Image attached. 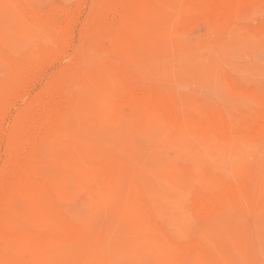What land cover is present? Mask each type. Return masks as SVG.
<instances>
[{
  "label": "rangeland",
  "instance_id": "obj_1",
  "mask_svg": "<svg viewBox=\"0 0 264 264\" xmlns=\"http://www.w3.org/2000/svg\"><path fill=\"white\" fill-rule=\"evenodd\" d=\"M0 109L1 264H264V0H0Z\"/></svg>",
  "mask_w": 264,
  "mask_h": 264
},
{
  "label": "bare ground",
  "instance_id": "obj_2",
  "mask_svg": "<svg viewBox=\"0 0 264 264\" xmlns=\"http://www.w3.org/2000/svg\"><path fill=\"white\" fill-rule=\"evenodd\" d=\"M140 5H141V4H140ZM139 9H140V8H139ZM224 10H225V9H224ZM221 12H222V11H221ZM66 27H67V26H66ZM67 29H68V28H66V30H67ZM67 31H68V30H67ZM123 31H124V30H123ZM63 32H64V31H63ZM59 34H60V33H59ZM60 36H61V35H60ZM63 37H64V36H63ZM121 37H123V36H121ZM61 38H62V37H61ZM118 38H119V37H118ZM63 39H64V38H63ZM123 40H124V39H123ZM123 40L121 39L120 41L123 42ZM126 42H127V40H126ZM126 42H125V43H126ZM123 43H124V42H123ZM125 43H124L123 45H125ZM119 46H120V45H119ZM110 48H111V47H110ZM110 48H108V49H110ZM108 49H107V50H108ZM107 50H106V51H107ZM122 50H123V49H122ZM102 51H104V50H102ZM113 51H115V50H113ZM109 53H110V52H109ZM112 54H113V53H112ZM116 54H117V53H116ZM121 54H122V53H121ZM97 55H98V54H97ZM99 56H100V55H99ZM97 59H98V58H97ZM75 62H76V61H75ZM98 62H99V61H98ZM98 62H97V63H98ZM102 62H103V61H102ZM102 62H101V63H102ZM105 63H106V62H105ZM79 64H80V62H79ZM77 66H78V65H77ZM92 66H93V65H92ZM108 66H109V65H108ZM111 66H112V65H111ZM95 67H96V66H95ZM95 67H94V68H95ZM97 67H98V66H97ZM79 68H80V66H79ZM98 68H99V67H98ZM109 68H110V67H109ZM104 69L107 70V68H104ZM79 70H80V69H79ZM110 70H111V68H110ZM85 71H86V69H85ZM93 71H94V70H93ZM88 72H89V71H88ZM95 72L98 73V70L95 71ZM110 72H111V71H110ZM116 72H117V71H116ZM89 73H90V72H89ZM89 73H88V74H89ZM102 73H103V72H101V75H102ZM117 73H118V72H117ZM94 74H95V73H94ZM103 74H104V73H103ZM118 74H119V73H118ZM90 75H91V74H90ZM97 75H98V74H97ZM86 76H87V74H86ZM86 76H85V77H86ZM110 77H111V76H110ZM110 77H109V78H110ZM16 78H17V77H16ZM23 78H24V77H23ZM23 78H22V81L25 80V79L23 80ZM25 78H26V77H25ZM89 78H90V76L87 77V79H89ZM96 78H97V76H96ZM105 78H106V77H105ZM98 79H99V78H98ZM103 79H104V78H103ZM103 79H102V80H103ZM118 79H119V78H118ZM99 80H100V79H99ZM104 80H105V82L107 81L106 79H104ZM104 80H103L102 82H104ZM114 80H115V79H114ZM116 80H117V79H116ZM81 81H82V80H81ZM111 81H112V80H111ZM122 81H123V80H122ZM83 82H85V81H83ZM87 82H89V80H87ZM98 82H100V81H98ZM3 83H4V82H3ZM81 83H82V82H81ZM83 84H84V83H82V85H83ZM102 84H103V83H102ZM107 84H108V82H107ZM114 84H115V83H114ZM121 84H122V82H121ZM8 85H9V84H8ZM79 85H80V84H79ZM82 85H81V86H78V87H82ZM117 85H118V84H117ZM122 85H123V84H122ZM83 86H84V85H83ZM85 86H86V83H85ZM87 86H88V85H87ZM108 86H109V85H108ZM127 86H128V84H127ZM6 87H7V86H6ZM102 87H104V86H102ZM102 87H101V88H102ZM98 88H99V87H98ZM104 88H106V87H104ZM119 88H120V86H119ZM130 88H131V87H130ZM4 89H5V88H4ZM59 89H60V88H59ZM64 89H65V88H64ZM81 89H83V87H82ZM86 89H87V88H86ZM86 89H85V90H86ZM108 89H111V88H108ZM121 89H122V88H121ZM127 89H128V88H127ZM133 89H134V88H133ZM5 90H6V89H5ZM53 90H55V89L53 88ZM57 90H58V89H57ZM61 90H62V89H61ZM75 90H76V89H75ZM114 90H115V89H114ZM130 90H131V89H130ZM58 91H59V90H58ZM62 91H63V90H62ZM79 91H80V90H79ZM125 91H127V90H125ZM46 92H47V91H46ZM50 92H51V91H50ZM80 92H81V91H80ZM98 92H99V91H98ZM44 93H45V92H44ZM48 93H49V92H48ZM68 93H69V92H68ZM94 93H95V92H94ZM108 93H109V92H108ZM120 93H121V92H120ZM131 93H132V92H131ZM145 93H146V92H145ZM151 93H152V92H151ZM7 94H8V93H7ZM51 94H52V93H51ZM54 94H55V92H54ZM54 94H53V95H54ZM61 94H62V93H61ZM76 94H78V93H76ZM82 94H83V92H82ZM85 94H86V93H85ZM95 94H96V93H95ZM136 94H137V92H136ZM136 94H135V95H136ZM139 94H140V92H139ZM58 95H60V93H59ZM63 95H64V94H63ZM66 95H67V94H65V96H66ZM108 95H110V94H108ZM113 95H114V94H113ZM116 95H117V94H116ZM133 95H134V94H133ZM143 95H144V94H143ZM155 95H156V94H155ZM42 96H43V95H42ZM44 96H45V95H44ZM79 96H80V95H79ZM106 96H107V95H106ZM126 96H127V95H126ZM146 96H147V95H146ZM46 97H47V96H46ZM50 97H51V96H49V98H50ZM74 97H75V96H74ZM107 97H108V96H107ZM154 97H155V96H154ZM159 97H160V96H159ZM37 98H38V97H37ZM40 98H41V97H40ZM52 98H53V97H52ZM52 98H51V99H52ZM67 98H68V96H67ZM75 98H77V97H75ZM75 98H74V99H75ZM104 98H105V97H104ZM109 98H110V97H109ZM114 98H115V97H114ZM121 98H122V97H121ZM121 98H120V100H121ZM126 98H127V97H126ZM135 98H136V96H135ZM138 98H140V97L138 96ZM150 98H151V95H150ZM3 99H4V98H3ZM35 99H36V98H35ZM51 99H50L49 101H51ZM56 99H57V98H56ZM79 99H80V98H79ZM91 99H92V98H91ZM124 99H125V98H124ZM129 99H130V98H129ZM144 99H145V98H144ZM42 100H43V98H42ZM44 100H45V99H44ZM46 100H47V99H46ZM60 100H61V99H60ZM60 100L58 99V101H60ZM76 100L78 101V99H76ZM76 100H75V101H76ZM108 100H109V99H108ZM113 100H114V99H113ZM118 100H119V99H118ZM127 100H128V99H127ZM140 100H142V99L140 98ZM146 100H147V99H146ZM150 100H152V99H150ZM56 101H57V100H56ZM77 101H76V102H77ZM115 101H116V100H115ZM43 102H44V101H43ZM45 102H46V101H45ZM53 102H54V99H53ZM64 102H65V101H64ZM76 102H75V103H76ZM108 102H109V101H107V103H108ZM113 102H114V101H113ZM122 102H123V101H122ZM128 102H130V100H128ZM146 102H147V101H146ZM153 102H154V101H153ZM47 103H50V102H47ZM51 103H52V102H51ZM75 103H74V104H75ZM77 103L79 104V103H81V101H80V102L78 101ZM111 103H112V101H111ZM120 103H121V101H120ZM42 104H43V103H42ZM52 104H54V103H52ZM57 104H58V103H57ZM57 104H56V106H57ZM74 104H73V105H74ZM108 104H109V103H108ZM126 104H127V103H126ZM148 104H150V103H148ZM154 104H155V103H154ZM154 104H153V105H154ZM32 105H33V103H32ZM32 105H31V107H32ZM36 105H37V104H36ZM36 105H35V106H36ZM45 105H46V103H45ZM47 105H49V104H47ZM110 105H111V104H110ZM123 105H124V103H123ZM146 105H147V104H146ZM150 105H152V102H151ZM41 106H42V105H41ZM41 106H40V107H41ZM83 106H84V105H83ZM106 106H107V105H106ZM111 106H112V105H111ZM118 106H119V105H118ZM124 106H125V105H124ZM160 106H161V105H160ZM26 107H27V106H26ZM28 107H29V106H28ZM31 107H30V108H31ZM43 107H44V106H43ZM71 107H72V106H71ZM71 107H70V108H71ZM74 107H75V105H74ZM112 107L114 108V106H112ZM112 107H111V108H112ZM121 107H122V106H121ZM33 108H34V107H33ZM37 108H38V107H37ZM50 108H51V107H50ZM57 108H59V107H57ZM93 108H94V107H93ZM99 108H100V106H99ZM113 108H112V109H113ZM127 108H128V107H127ZM153 108H157V107L154 106ZM153 108H152V109H153ZM164 108H165V107H164ZM164 108H163V110H164ZM14 109H15V108H14ZM23 109H24V108H23ZM26 109H27V108H26ZM40 109L42 110V108H40ZM48 109H49V107H48ZM51 109H52V108H51ZM51 109L49 110L50 112H51ZM75 109H77V107H76ZM78 109H79V108H78ZM102 109H103V108H102ZM117 109H119V108H117ZM152 109H151V110H152ZM160 109H161V108H160ZM0 110H1V109H0ZM31 110H32V109H31ZM132 110H133V109H132ZM23 111H24V110H23ZM38 111H39V109H38ZM42 111H43V110H42ZM42 111H41V112H42ZM44 111H47V110L44 109ZM52 111H53V110H52ZM58 111H59V110H58ZM1 112H3V111H1ZM20 112H22V110H21ZM20 112H19V113H20ZM31 112H32V111H31ZM39 112H40V111H39ZM41 112H40V113H41ZM54 112L56 113V111H53V113H54ZM63 112H64V111H63ZM70 112H72V110H71ZM86 112H87V111H86ZM114 112H115V111H114ZM119 112H120V109H119ZM125 112H126V111H125ZM150 112H151V111H150ZM152 112H153V111H152ZM3 113H4V112H3ZM3 113H2V114H3ZM23 113H24V112H23ZM26 113H27V112H26ZM36 113H37V112H35V114H36ZM42 113H43V112H42ZM46 113H47V112H46ZM46 113H45V114H46ZM130 113H131V112H130ZM147 113L149 114L148 111H147ZM24 114H25V113H24ZM29 114H30V113H29ZM29 114H28V116H29ZM43 114H44V113H43ZM56 114H57V113H56ZM63 114H64V113H63ZM63 114H62V115H63ZM118 114H119V113H118ZM171 114L174 115V113H171ZM3 115H4V114H3ZM3 115H2V116H3ZM21 115H22V114H21ZM39 115H41V114H39ZM68 115H69V114H68ZM73 115H74V114H73ZM115 115H117V114L115 113ZM121 115H122V114H121ZM128 115H130V114H128ZM149 115H150V114H149ZM152 115H153V114H152ZM152 115H151V116H152ZM160 115H161V114H160ZM33 116H34V115H33ZM44 116H45V115H44ZM44 116H43V117H44ZM52 116H53V115H52ZM60 116H61V115H60ZM64 116H65V115H64ZM79 116H80V115H79ZM157 116H158V115H157ZM30 117L33 118L32 116H30ZM39 117H40V116H39ZM53 117H54V116H53ZM53 117H51V118H53ZM55 117L57 118V116H55ZM55 117H54V118H55ZM65 117H66V116H65ZM70 117H71V116H70ZM73 117H74V116H73ZM116 117H117V116H116ZM128 117H129V116H128ZM128 117H127V118H128ZM154 117H155V116H154ZM160 117H161V116H160ZM169 117H170V116H169ZM0 118H1V117H0ZM19 118H20V117H19ZM22 118H23V116H22ZM35 118H36V117H35ZM60 118H61V117H60ZM23 119H24V118H23ZM41 119H42V118H41ZM63 119H65V118H63ZM66 119H67V118H66ZM83 119H84V118H83ZM122 119H123V118H122ZM159 119H160V118H159ZM162 119H163V118H162ZM178 119H179V118H178ZM178 119H177V120H178ZM1 120H2V119H1ZM26 120H27V119H26ZM39 120H40V119H39ZM42 120H43V119H42ZM42 120H40V121H42ZM47 120H48V119H47ZM52 120H53V119H52ZM59 120H61V119H59ZM70 120H71V119H70ZM120 120H121V119H120ZM40 121H39V122H40ZM68 121H69V119H68ZM74 121H75V120H74ZM152 121H153V120H152ZM178 121H179V120H178ZM3 122H4V121H3ZM30 122H31V121H30ZM30 122H29V123H30ZM39 122H38L37 126L39 125ZM50 122H51V121H49V123H50ZM63 122H64V121H63ZM121 122H122V121H121ZM124 122H125V121H124ZM172 122H173V121H172ZM18 123L20 124V122H18ZM33 123H34V122H33ZM36 123H37V121H36ZM64 123H65V122H64ZM70 123H71V122H70ZM117 123H118V122H117ZM117 123H116V124H117ZM119 123H120V121H119ZM155 123H157V122H155ZM50 124H51V123H50ZM50 124H48V125L46 124V125L49 126ZM53 124H56V123H53ZM65 124H66V123H65ZM71 124H72V123H71ZM203 124H204V123H203ZM15 125H17V124H15ZM29 125H30V124H29ZM29 125H28V126H29ZM57 125H58V124H57ZM63 125H64V124H63ZM142 125H143V124H142ZM142 125H141V126H142ZM201 125H202V124H201ZM260 125H261V124H260ZM17 126H18V125H17ZM20 126H21V124H20ZM24 126H25V124H24ZM32 126H33V125H32ZM32 126H31V127H32ZM47 126H46V127H47ZM52 126H53V125H51L50 127H52ZM163 126H164V125H163ZM178 126H179V125H177V127H178ZM181 126H182V125H181ZM21 127H23V125H22ZM34 127H35V126H34ZM60 127H61V126H60ZM66 127H67V126H66ZM164 127H165V126H164ZM12 128H13V127H12ZM16 128H17V127H16ZM23 128H25V127H23ZM39 128H40V127H39ZM55 128H56V127H55ZM139 128H140V127H139ZM199 128H201V127H199ZM199 128H198V129H199ZM214 128H215V127H214ZM19 129H20V128H19ZM27 129H28V128H27ZM34 129H36V128H34ZM49 129H50V128H49ZM49 129H48V130H49ZM205 129H206V128H205ZM220 129H221V128H220ZM2 130H3V129H2ZM10 130H11V129H10ZM24 130H25V129H24ZM30 130H32V129H30ZM43 130H44V129H43ZM169 130H170V129H169ZM201 130H202V129H201ZM263 130H264V129H263ZM22 131H23V129H22ZM26 131H27V130H26ZM33 131H34V130H33ZM33 131H32V132H33ZM38 131H39V129H38ZM41 131H42V130H41ZM46 131H47V130H46ZM53 131H54V130H53ZM56 131H57V130H56ZM167 131H168V129H167ZM179 131H180V130H179ZM203 131H205V130H203ZM252 131H253V130H252ZM18 132H19V131H18ZM20 132H21V131H20ZM23 132H24V131H23ZM30 132H31V131H30ZM35 132H37V131H35ZM42 132H43V131H42ZM175 132H176V131H175ZM259 132H260V131H259ZM9 133H10V132H9ZM16 133H17V132H16ZM47 133H48V132H47ZM194 133H195V132H194ZM255 133H256V132H255ZM260 133H261V132H260ZM24 134H25V133H24ZM30 134H31V133H30ZM34 134H35V133H34ZM34 134H33V135H34ZM39 134H40V132H39ZM44 134H45V133H44ZM52 134H53V133H52ZM55 134H56V133H55ZM57 134H59V133H57ZM176 134H177V133H176ZM0 135H1V133H0ZM16 135H17V134H16ZM21 135H22V133H21ZM27 135H28V133H27ZM35 135L37 136V134H35ZM35 135H34V136H35ZM178 135H179V134H178ZM235 135H236V134H235ZM30 136H31V135H30ZM34 136H33V138H34ZM36 136H35V137H36ZM176 136H177V135H176ZM254 136H255V135H254ZM0 137H1V136H0ZM51 137H52V136H51ZM55 137H56V136H55ZM36 138H39V137H36ZM52 138H53V137H52ZM200 138H201V137H200ZM259 138H260V137H259ZM7 139H8V138H7ZM11 139H12V137H11ZM17 139H18V138H16V140H17ZM30 139H31V137H30ZM40 139H43V138H40ZM22 140H23V139H22ZM37 140H38V139H36V141H37ZM197 140H199V139H197ZM238 140H239V139H238ZM9 141H10V140H9ZM27 141H28V140H27ZM32 141H33V140H32ZM39 141H40V140H39ZM49 141H50V140H49ZM195 141H196V140H195ZM201 141H203V140H201ZM201 141H200V142H201ZM224 141H225V140H224ZM228 141H229V140H228ZM259 141H260V140H259ZM196 142H199V141H196ZM200 142H199L200 145H198V146H202V145H203V143H202V142L200 143ZM240 142H242V141H240ZM12 143H13V142H12ZM23 143H24V142H23ZM25 143H26V142H25ZM27 143H28V142H27ZM27 143H26V144H27ZM40 143H41V142H40ZM29 144H30V143H29ZM48 144H49V143H48ZM63 144H64V143H63ZM9 145H10V144H9ZM24 145H25V144H24ZM24 145H23V146H24ZM256 145H257V144H256ZM23 146H22V147H23ZM29 146L32 147V145H29ZM250 146H252V145L250 144ZM13 147H14V146H13ZM16 147H17V146H16ZM16 147H15V148H16ZM19 147H20V146H19ZM58 147H59V146H58ZM253 147H254V146H253ZM65 148H67V147L65 146ZM72 148H73V147H72ZM78 148H79V147H78ZM11 149H13L12 146H11ZM16 149H17V148H16ZM40 149H41V147H40ZM60 149H61V148H60ZM198 149H199V148H198ZM14 150H15V149H14ZM25 150H26V148H25ZM36 150H37V147H36ZM57 150H58V149H57ZM67 150H68V149H67ZM80 150H81V152H82V149H81V148H80ZM83 150H84V149H83ZM85 150H87V149H85ZM199 150H200V149H199ZM238 150H239V148H238ZM11 151H12V150H11ZM18 151H19V150H18ZM28 151H29V150H28ZM32 151H34V150H32ZM90 151H92V150H90ZM96 151H98V150H96ZM239 151H240V150H239ZM23 152H26V151L23 150ZM34 152H35V151H34ZM79 152H80V151H79ZM87 152H89V151H87ZM94 152H95V151H94ZM101 152H102V150H101ZM106 152H107V151H106ZM106 152H105V150H104L103 154L105 153L104 155H106V154H107ZM27 153H28V152H27ZM29 153H30V152H29ZM31 153L33 154V152H31ZM73 153H74V152H73ZM91 153H92V152H91ZM91 153H90V154H91ZM204 153H205V152H204ZM242 153H244V152H242ZM11 154H13V153H11ZM21 154H22V152H21ZM39 154H40V153H39ZM74 154H75V153H74ZM79 154H80V153H79ZM84 154H85V153H84ZM40 155H41V154H40ZM81 155H82V154H81ZM91 155H92V154H91ZM93 155H94V153H93ZM95 155H98V153H96ZM104 155H103V156H104ZM108 155H109V154H107V158H108ZM21 156H22V155H21ZM28 156H30V155H28ZM31 156H32V155H31ZM71 156H72V155H71ZM82 156H83V155H82ZM84 156H85V155H84ZM25 157H27V156H25ZM47 157H48V156H47ZM73 157H74V156H73ZM77 157H78V156H77ZM87 157H88V156H87ZM87 157H85V158L83 157V158L86 159ZM91 157L93 158V156H91ZM95 157H97V156H95ZM98 157H99V155H98ZM14 158H15V156H14ZM21 158H22V157H21ZM32 158H33V157H32ZM34 158H35V157H34ZM41 158H42V156H41ZM41 158L39 159V157H38V159H39L40 161L42 160ZM80 158H81V157H80ZM83 158H82V159H83ZM111 158L113 159V157H111ZM18 159H19V158H18ZM36 159H37V157H36ZM69 159L71 160L72 157L69 158ZM75 159H78V158H76V156H75ZM75 159H74V160H75ZM84 159H83L84 162H82V163H83V164H84V163L86 164V162H85ZM88 159H90V158H88ZM98 159H100V158H98ZM101 159H103V158L101 157ZM101 159H100V160H101ZM14 160L16 161V159H14ZM14 160H13V161H14ZM33 160H34V159H33ZM33 160H32V161H33ZM39 160H38V161H39ZM72 160H73V159H72ZM91 160H92V159H91ZM93 160H95V159H93ZM108 160H109V159H108ZM108 160H107V161H108ZM113 160H114V159H113ZM241 160H242V159H241ZM8 161H9V160H8ZM17 161H18V160H17ZM19 161H20V160H19ZM24 161H26V159H24ZM24 161H23V162H24ZM27 161H28V160H27ZM30 161H31V160H30ZM38 161H37V163H38ZM42 161H43V160H42ZM78 161H79V160H78ZM80 161H81V159H80ZM80 161H79V162H80ZM97 161H98V160H97ZM102 161H103V160H102ZM102 161H101V162H102ZM107 161H106V164H108ZM9 162H10V161H9ZM11 162H12V161H11ZM20 162H21V161H20ZM28 162H29V161H28ZM71 162H72V161H71ZM109 162H111V161L109 160ZM7 163H8V162H7ZM15 163H16V162H15ZM29 163H31V162H29ZM29 163H28V164H29ZM37 163H36V164H37ZM39 163H40V162H39ZM39 163H38V164H39ZM45 163H47V162H45ZM68 163H69V162H67V164H68ZM74 163H75V162H74ZM80 163H81V162H80ZM82 163H81V164H82ZM87 163H88V162H87ZM95 163H96V161H95ZM114 163H115V162H114ZM116 163H118V162H116ZM10 164H11V163H10ZM13 164H14V162H13ZM20 164H21V163H20ZM26 164H27V163H26ZM36 164L34 163V165H36ZM43 164H44V163H43ZM48 164H49V163H48ZM65 164H66V163H65ZM98 164H99V162H98ZM103 164H104V163H103ZM122 164H123V163H122ZM6 165H7V164H6ZM6 165H4V166H6ZM31 165H33V164H30V166H31ZM78 165H80V164H78ZM88 165H89V164H88ZM99 165H100V164H99ZM104 165H105V164H104ZM113 165H114V164H113ZM118 165H121V164H118ZM4 166H3V167H4ZM28 166H29V165H27V167H28ZM40 166H41V163H40ZM40 166H39V169H40ZM42 166H44V165H42ZM45 166H46V165H45ZM47 166H49V165H47ZM74 166H75V165H74ZM90 166H91V164H90ZM95 166H96V165H95ZM97 166H98V165H97ZM106 166H107V165H106ZM12 167H14V166H12ZM32 167H33V166H32ZM35 167H36V166H35ZM64 167H65V168H64ZM91 167H92V166H91ZM93 167H94V166H93ZM102 167H103V166H102ZM17 168H18V166H17ZM25 168H26V167H25ZM37 168H38V167H37ZM71 168H72V167H71ZM77 168H78V169L84 168V170H86L85 166L81 167V165H80V168H79V166H78V167L75 166V169H77ZM88 168H90V167H88ZM122 168H123V167H121V169H120V167H119V169L121 170V171H120L121 173H122V172H125V171H122ZM11 169H12V168H11ZM35 169H36V168H35ZM39 169H38V171H40V170H44L43 167H42L40 170H39ZM48 169H49V167H48ZM62 169H67V170H68V168H66V166H63ZM75 169H74V170H75ZM90 169H91L92 171L89 170V169H88V170L91 171V172L93 173V169H92V168H90ZM101 169H102V168H101ZM116 169H117V168H116ZM187 169H188V168H187ZM191 169H192V168H191ZM8 170H9V169H8ZM32 170H33V169H32ZM46 170H47V169H46ZM69 170H70V168H69ZM72 170H73V169H72ZM74 170H73V173L75 172ZM81 170H82V169H81ZM182 170H183V169H182ZM188 170H189V169H188ZM192 170H194V168H193ZM214 170H215V169H214ZM2 171H3V170H2ZM21 171H22V170H21ZM24 171H25V170H24ZM30 171H31V170H30ZM35 171H36V170H34V172H35ZM47 171H48V170H47ZM51 171H52V170H51ZM51 171H50V172H51ZM76 171H78V170H76ZM110 171H111V170H110ZM116 171H118V169H117ZM220 171H221V169H220ZM15 172H16V171H15ZM15 172H14V173H15ZM32 172H33V171H32ZM32 172H31V173H32ZM45 172H46V171H45ZM53 172H54V171H53ZM62 172H63V170H62ZM64 172H65V171H64ZM70 172H71V171H70ZM82 172L85 173V171H82ZM103 172H104V170H103ZM118 172H119V171H118ZM118 172H117V173H118ZM179 172H181V171H179ZM212 172H213V171H212ZM214 172H215V171H214ZM216 172H217V174L220 173V172H218V171H216ZM221 172H222V171H221ZM3 173H4V171H3ZM6 173H8V172H6ZM31 173H30V174H31ZM43 173H44V171H43ZM51 173H52V172H51ZM71 173H72V172H71ZM73 173H72V174H73ZM78 173H79V172H78ZM78 173H77V174H78ZM87 173H89V172H86V173H85L86 175L84 174V175H85V177H84L85 179H86ZM95 173H97V172H95ZM99 173H100V172H99ZM132 173H133V171H132ZM142 173L144 174V172H142ZM181 173H184V172H181ZM9 174H10V173H9ZM9 174H8V175H9ZM20 174H21V173H20ZM25 174H26V172H25ZM28 174H29V173H28ZM32 174H34V173H32ZM36 174H37V173H36ZM44 174H45V173H44ZM47 174H48V173H46V175H47ZM61 174H62V173H61ZM72 174H71V175H72ZM82 174H83V173H82ZM109 174H110V173H109ZM114 174H115V173H114ZM114 174H112V175H114ZM118 174H119V173H118ZM13 175H14V174H13ZM22 175H23V174H22ZM40 175H41V172H40ZM65 175H66V174H65ZM74 175H75V174H74ZM78 175H79V174H78ZM84 175H83V176H84ZM96 175H97V174H96ZM120 175H121V174H120ZM123 175H124V173H123ZM184 175H185V174H184ZM4 176H5V175H4ZM6 176H7V174H6ZM11 176H12V175H11ZM19 176H21V175H19ZM31 176H32V175H31ZM38 176H39V174L37 175V177H38ZM44 176H45V175H44ZM69 176H70V175H69ZM69 176H68V178H69ZM76 176H77V175H76ZM110 176H111V175H110ZM125 176H126V174H125ZM142 176H143V175H142ZM7 177H8V176H7ZM12 177H13V176H12ZM39 177H40V176H39ZM48 177H49V176H48ZM70 177H71V176H70ZM78 177H79V176H78ZM92 177L95 178V176H93V174H92ZM92 177H90V179H92ZM97 177H99V176H97ZM100 177H102V176H100ZM104 177H105V176H104ZM117 177H119V176L117 175ZM117 177H116V178H117ZM120 177H122V176H120ZM123 177H124V176H123ZM181 177H182V176H181ZM185 177H186V176H185ZM192 177H193V176H192ZM10 178H11V177H10ZM18 178H19V177H18ZM18 178H17V179L15 178V179L18 181ZM28 178H30V177L28 176ZM31 178H32V177H31ZM40 178H41V177H40ZM57 178H58V181H59V177H57ZM62 178H63V177H62ZM62 178H61V179H62ZM74 178H75V177H74ZM76 178H77V177H76ZM80 178H81V177H80ZM84 178H83V179H84ZM88 178H89V177H87V179H88ZM128 178H129V177H128ZM140 178H141V177H140ZM166 178H167V177H166ZM182 178H183V177H182ZM188 178H189V176H188ZM217 178H218V177H216V179H217ZM15 179H14V180H15ZM41 179H42V178H41ZM46 179H47V178H46ZM63 179H64V178H63ZM69 179H70V178H69ZM72 179H73V177H72ZM81 179H82V178H81ZM81 179H80V180H81ZM97 179H98V178H97ZM107 179H108V178H107ZM117 179H118V178H117ZM167 179H168V178H167ZM190 179H191V178H190ZM220 179H221V178H220ZM19 180H20V179H19ZM24 180H27V178L24 179ZM28 180H31V179H28ZM43 180H44V179H43ZM43 180H41V181H43ZM47 180H48V179H47ZM66 180H67V179H66ZM88 180H89V179H88ZM95 180H96V179H95ZM118 180H119V179H118ZM144 180H145V176H144ZM169 180H170V179H169ZM4 181H5V180H4V178H3V182H4ZM11 181H12V179H11ZM22 181H23V180H22ZM33 181H34V180H33ZM39 181H40V180H39ZM56 181H57V180H56ZM73 181H76V180L74 179ZM89 181H91V180H89ZM108 181H109V183H110V180H108ZM139 181H141V180H139ZM166 181H167V180H166ZM188 181H189V180H188ZM25 182H26V181H25ZM47 182H48V181H47ZM51 182H52V181H51ZM97 182H101V183H102V182H104V180H103V181H102V180L99 181V179H98V181H96L95 183H97ZM112 182H113V181H112ZM112 182H111V183H112ZM115 182H116V180H115ZM115 182H114V184H115ZM117 182H118V181H117ZM143 182H144V181H143ZM18 183H19V182H18ZM30 183H31V182H30ZM30 183H29L28 185H30ZM106 183H107V182H106ZM127 183H128V186H129V181H128ZM144 183H145V182H144ZM16 184H17V182H16ZM22 184H23V183H22ZM26 184H27V183H26ZM31 184H33V183H31ZM34 184H35V183H34ZM43 184H44V183H43ZM103 184H104V183H103ZM103 184H100V185H99V184L97 183V186H98V185L101 186V185H103ZM112 184H113V183H112ZM116 184L118 185V183H116ZM120 184H121V183H120ZM120 184H119V185H120ZM223 184H224V183H223ZM40 185H42V184H40ZM47 185L49 186V184H47ZM50 185H51V184H50ZM54 185H55V184H54ZM54 185H53V186H54ZM119 185H118V186H119ZM141 185H142V182H141ZM8 186H9V185H8ZM16 186H17V185H16ZM18 186H19V185H18ZM20 186H22V185L20 184ZM55 186H57V185H55ZM55 186H54V187H55ZM95 186H96V185H95ZM104 186L106 187V184H105ZM118 186H117V189H119ZM123 186H124V185H123ZM143 186H144V185H143ZM1 187H2V186H1ZM3 187H5V186L3 185ZM46 187H47V186H46ZM105 187H104V188H105ZM112 187H113V186H112ZM121 187H122V185H121ZM147 187H148V186H147ZM22 188H23V187H22ZM55 188H58V187H55ZM101 188H103V187H101ZM140 188H141V187H140ZM144 188H145V187H144ZM3 189H4V188H3ZM6 189H7V188H6ZM19 189H20V188H19ZM19 189H17L18 192H19ZM29 189H30V188H29ZM99 189H100V188H99ZM113 189H114V188H113ZM113 189H112V190H113ZM115 189H116V188H115ZM115 189H114V190H115ZM120 189L123 190V189H125V188L122 187V188H120ZM127 189H129V187L126 188V191H127ZM135 189H136V188H134V190H135ZM141 189H142V188H141ZM7 190H8V189H7ZM12 190H13V189H12ZM20 190H21V189H20ZM43 190H44V189H43ZM54 190L57 192V189H54ZM68 190H69V189H68ZM103 190H104V189L99 190V191L101 192V191H103ZM129 190H131V189H129ZM196 190H197V189H196ZM2 191H3V190H2ZM15 191H16V190H15ZM15 191H14V192H15ZM23 191H24V190H23ZM23 191H22V192H23ZM48 191H49V190H48ZM52 191H53V190H52ZM58 191H59V189H58ZM105 191H106V189H105ZM124 191H125V190H124ZM124 191H123V192L121 191V192H122L121 194H123ZM147 191H148V190H147ZM24 192H25V191H24ZM24 192H23V193H24ZM74 192H75V191H74ZM117 192H119V191H117ZM135 192H137V191H135ZM144 192H145V191H144ZM4 193H5V192H4ZM6 193H7V195H8V192H6ZM10 193H11V192H10ZM23 193H22V194H23ZM102 193H104V192H102ZM113 193H116V191H114ZM230 193H231V192H230ZM14 194H16V193H14ZM24 194H25V193H24ZM47 194H48V193H47ZM73 194H74V193H73ZM110 194H111V193H110ZM116 194H117V193H116ZM116 194H115V195H116ZM118 194H120V192H119ZM136 194H137V193H136ZM146 194H149V193H146ZM197 194H198V193H197ZM103 195H104V194H103ZM10 196H11V195H10ZM20 196H21V195H20ZM110 196H111V195H110ZM17 197H18V196H17ZM23 197L26 198L25 196H23ZM70 197H71V196H70ZM73 197H74V196H73ZM111 197H112V196H111ZM113 197H116V196H113ZM145 197H146V196H145ZM227 197H228V195H227ZM1 198H2V196H1ZM29 198H30V197H29ZM54 198H55V197H54ZM66 198H67V197H66ZM105 198H106L105 200H107V196H106ZM151 198H153V197H151ZM230 198H232V197H230ZM5 199H6V198H5ZM11 199H12V198H11ZM17 199H18V198H17ZM68 199H69V198H68ZM68 199H67V200H68ZM76 199H77V198H76ZM227 199H228V198H227ZM7 200H8V199H7ZM12 200H13V199H12ZM24 200H25V199H24ZM33 200H34V199H33ZM40 200H41V199H40ZM53 200H54V199H53ZM65 200H66V199H65ZM77 200H78V199H77ZM150 200H152V199H150ZM225 200H226V198H225ZM55 201H56V200H55ZM73 201H74V200H73ZM145 201H146V200H145ZM220 201H221V200H220ZM227 201L229 202V200H227ZM235 201H236V200H235ZM5 202H6V201H5ZM10 202H11V200H10ZM43 202H44V201H43ZM65 202H67V201H65ZM76 202H77V201H76ZM15 203H18V202H15ZM20 203H21V202H20ZM30 203H32V202H30ZM48 203H49V202H48ZM68 203H69V202H68ZM137 203H138V202H137ZM140 203H141V202H140ZM230 203H232V201H231ZM236 203H237V202H236ZM6 204H7V203H6ZM23 204H24V203H22V204H20V205L23 206ZM36 204H37V203H36ZM74 204H75V203H74ZM234 204H235V203H234ZM10 205H11V204H10ZM20 205L18 204V206H20ZM37 205H38V204H37ZM40 205H41V204H40ZM55 205H56V204H55ZM67 205H69V204H66V206H67ZM144 205H145V204H144ZM150 205H151V204H150ZM219 205H220V204H219ZM224 205H226V204H224ZM235 205H236V204H235ZM4 206H5V205H4ZM16 206H17V204H16ZM25 206H26V205H25ZM28 206H29V205H28ZM63 206H64L65 209H66V206H65V205H63ZM215 206H216V205H215ZM10 207H11V206H10ZM34 207H35V206H34ZM151 207H152V206H151ZM225 207H226V206H225ZM3 208L6 209L5 207H3ZM3 208H2V209H3ZM8 208H9V205H8ZM8 208H7V209H8ZM15 208H16V207H15ZM15 208H14V209H15ZM21 208H22V207H21ZM60 208H61V207H60ZM14 209H13V211H14ZM19 209H20V208H19ZM23 209H24V208H23ZM41 209H42V207H41ZM137 209H138V208H137ZM139 209H140V208H139ZM146 209H147V208H146ZM215 209H216V208H215ZM224 209H225V208H224ZM10 210H11V209H10ZM10 210H8V211H10ZM21 210H22V209H20V211H21ZM36 210H37V209H36ZM60 210H64V209L61 208ZM225 210H226V209H225ZM219 211H220V210H219ZM6 212H7V211H6ZM21 212H22V211H21ZM36 212H37V211H36ZM145 212H146V211H145ZM154 212H155V211H154ZM224 212H225V211H224ZM1 213H2V212H1ZM19 213H20V212H19ZM38 213H40V212L38 211ZM41 213H42V212H41ZM64 213H65V212H64ZM152 213H153V212H152ZM10 214H13V213H10ZM24 214H26V213H24ZM60 214H61V217H63V216H62V212H61ZM153 214H154V213H153ZM196 214H197V213H196ZM7 215H8V213H7ZM14 215H15V214H14ZM38 215H39V214H38ZM41 215H42V214H41ZM57 215H59V213H58ZM66 215H67V214H66ZM139 215H140V214H139ZM202 215H203V214H202ZM202 215H201V216H202ZM36 216H37V215H36ZM69 216H70V214H69ZM8 217H9V216H8ZM13 217H15V216H13ZM20 217H21V216H20ZM26 217H27V216H26ZM37 217H38V216H37ZM142 217H143V216H142ZM195 217H196V216H195ZM10 218H11V217H10ZM58 218H59V216H58ZM103 218H104V217H103ZM11 219H12V218H11ZM11 219H10V220H11ZM15 219H17V218H15ZM25 219H26V218H25ZM38 219H39V217H38ZM46 219H47V218H46ZM55 219H56V218H55ZM62 219H63V218H62ZM64 219H66V217H65ZM64 219H63V221H64ZM71 219H72V217H71ZM71 219L69 220L70 222H71ZM91 219H93V217H91ZM137 219H139V218H137ZM148 219H149V218H148ZM202 219H203V218H202ZM29 220H30V219H29ZM31 220H32V219H31ZM94 220L96 221V219H94ZM94 220H93V221H94ZM206 220H207V219H206ZM209 220H210V219H209ZM2 221H3V220H2ZM5 221H6V220H5ZM38 221H39V220H38ZM41 221H44V220H40V223H42ZM69 221H67V222H69ZM88 221H89V219H88ZM123 221H124V220H123ZM203 221H204V220H203ZM218 221H219V220H218ZM9 222H10V221H9ZM26 222H27V221H26ZM35 222H36V221H35ZM212 222H214V221L212 220ZM14 223H16V221H15ZM18 223H19V222H18ZM18 223H17V224H18ZM29 223H30V224H31V223H34V221H33V222H29ZM29 223H27V224L29 225ZM40 223L38 222L37 224L39 225ZM45 223H46V222H45ZM90 223H91V222H90ZM105 223H106V222H105ZM105 223H104V224H105ZM135 223H136V222H135ZM199 223H200V222H199ZM201 223H202V222H201ZM17 224H16V225H17ZM23 224H24V223H23ZM23 224H22V225H23ZM35 224H36V223H35ZM35 224H34V225H35ZM37 224H36V225H37ZM43 224H44V223H43ZM43 224H42V225H43ZM81 224H82V223H81ZM86 224H87V223H86ZM104 224H103V225H104ZM108 224H109V222H108ZM108 224H107V225H108ZM215 224H217V223H215ZM1 225H2V224H1ZM1 225H0V226H1ZM3 225H4V224H3ZM7 225H8V224H7ZM7 225H6V226H7ZM19 225H21V224H19ZM25 225H26V224H25ZM28 225H27V228H29ZM42 225H41V226H42ZM52 225H53V224H52ZM72 225H73V224H72ZM93 225H95V223H94ZM135 225H136V224H135ZM157 225H158V224H157ZM212 225H213V223H212ZM10 226H11V225H10ZM48 226H49V224L47 225V228L49 229L50 226H49V227H48ZM55 226H56V225H55ZM66 226H67V225H66ZM90 226H91V228H94V227H95V226L92 227V223H91ZM105 226H106V224H105ZM139 226H140V225H139ZM141 226H142V225H141ZM158 226H159V225H158ZM207 226H208V225H207ZM210 226H211V225H210ZM8 227H9V225H8ZM8 227H6V228H8ZM32 227H33V225L31 226V229H32ZM35 227H36V226H35ZM35 227H33V230L35 229ZM44 227H45V225H44ZM56 227H57V226H56ZM56 227H54V228H56ZM67 227H68V226H67ZM69 227H70V226H69ZM76 227H77V226H76ZM212 227H213V226H212ZM212 227H209V228H212ZM217 227H218V225H217ZM217 227H216V228H217ZM4 228H5V227H4ZM19 228H22V226L19 227ZM27 228H26V229H27ZM42 228H43V227H42ZM42 228H41V229H42ZM45 228H46V227H45ZM72 228H73V227H72ZM135 228H136V227H135ZM205 228H206V227H205ZM209 228H208V229H209ZM216 228H215V229L213 228V229H214V232H213V233H215ZM10 229H11V228H10ZM10 229H8V230H10ZM26 229L24 230V231H25L24 233H26ZM36 229H38V231H39V230H40V227L38 226V228L36 227ZM43 229H44V228H43ZM43 229H42V231H43ZM48 229H45V230H48ZM50 229H52V228L50 227ZM50 229H49L48 231H50ZM56 229H57V228H56ZM104 229H105V228H103V230H104ZM152 229H153V228H152ZM152 229H151V231H153ZM0 230H6V229H3V228H2V229H0ZM15 230H16V229H15ZM45 230H44V231H45ZM52 230H53V229H52ZM52 230H51V231H52ZM77 230H78V228H77ZM91 230H92V229H91ZM134 230H135V229H134ZM209 230L212 231V229H209ZM218 230H219V229H218ZM12 231H14V230L12 229ZM19 231H20V230H19ZM44 231H43V232H44ZM51 231H50V232H51ZM53 231H54V232H53ZM53 231H52L51 233H53V236H54L55 233H56L57 231H56V232H55V230H53ZM74 231H76V230H74ZM105 231H106V230H105ZM109 231H110V230H109ZM129 231H130V230H129ZM136 231H137V229H136ZM162 231H163V230H162ZM205 231H206V230H205ZM210 231H209V232H210ZM10 232H11V230H10ZM17 232H18V230H17ZM21 232H23V230H21ZM40 232H41V231H40ZM43 232H42V233H43ZM58 232H59V233H62L61 231H58ZM76 232H77V231H76ZM78 232H80V229L78 230ZM82 232L84 233V231H82ZM5 233H6V232H5ZM14 233H15V232H14ZM36 233H39V232H36ZM42 233H41V234H42ZM44 233H45V232H44ZM89 233H90V232H89ZM92 233H93V232H92ZM96 233H97V232H96ZM110 233H111V232H110ZM131 233L133 234V232H131ZM131 233H129V234H131ZM9 234H10V233H9ZM27 234H30V232L27 233ZM33 234H34V233H33ZM71 234H72V233H71ZM78 234H79V233H78ZM80 234H82V233L80 232ZM134 234H135V232H134ZM134 234H133V235H134ZM160 234H161V233H160ZM208 234H209V233H208ZM34 235H35V234H34ZM49 235H50V234H49ZM111 235H112V234H111ZM127 235H128V234H127ZM127 235H126V237H127ZM152 235H153V233H152ZM157 235H159V234H157ZM203 235H204V234H203ZM3 236H4V235H3ZM28 236L30 237V235H28ZM39 236H40V235H39ZM41 236H42V235H41ZM45 236H46V234H45ZM53 236L50 235V237H53ZM73 236H74V235H73ZM83 236H84V234H83ZM83 236H82V238H83ZM91 236H92V235H91ZM109 236H110V234L108 235V237H109ZM112 236H113V235H112ZM161 236H162V235H161ZM205 236H206V235H205ZM207 236H208V235H207ZM207 236H206V237H207ZM211 236L214 237V235H210L209 239L211 238ZM0 237H2V236H0ZM18 237H19V236H18ZM32 237H33V235H32ZM79 237H80V236H79ZM87 237H88V236H87ZM104 237H105V235H104ZM104 237H103V238H104ZM106 237H107V235H106ZM130 237L132 238V235H130ZM23 238H25V237H23ZM34 238H36V237H34ZM34 238H33V243H34ZM53 238H54V237H53ZM53 238H52V239H53ZM61 238H62V237H61ZM72 238H75V237H72ZM92 238H93V236H92ZM128 238H129V236H128ZM3 239H5V238L3 237ZM31 239H32V238H31ZM31 239H30V240H31ZM50 239H51V238H50ZM65 239H66V236H65ZM67 239H68V238H67ZM85 239H86V238H85ZM95 239H96V238H95ZM95 239H94V240H95ZM165 239H166V238H165ZM213 239H215V238H213ZM0 240H1V239H0ZM26 240H27V238H26ZM30 240H29V242H30ZM38 240H39V239H38ZM45 240H46V237H45ZM54 240H55V238H54ZM89 240H90V239H88V241H89ZM97 240H98V239H97ZM100 240H101V239H100ZM129 240H130V239H129ZM170 240H171V239H170ZM4 241H5V240H4ZM6 241L8 242V240H6ZM43 241H44V240H43ZM52 241H53V240H52ZM52 241H49L48 244H49V245H52V244H51ZM65 241H66V240H65ZM71 241H72V240H71ZM71 241H70V243H71ZM101 241H103V239H102ZM210 241H211V239H210ZM212 241H213V240H212ZM212 241H211V242H212ZM29 242H28V243H29ZM38 242H40V241H38ZM41 242H42V241H41ZM89 242H90V241H89ZM107 242H108V241H107ZM107 242H106V240H105V241H104V245H105ZM132 242H133V239H132ZM173 242H175V240H174ZM0 243H1V241H0ZM2 243H4V242H2ZM11 243H12V242H11ZM28 243H27V244H28ZM31 243H32V242H31ZM33 243H32V245L35 246L36 244H33ZM42 243H43V242H42ZM52 243H53V242H52ZM130 243H131V241H130ZM7 244H8V243H7ZM44 244H45V243H44ZM48 244H47V245H48ZM92 244H93V243H92ZM123 244H124V243H123ZM127 244H128V243H127ZM133 244H134V242H133ZM9 245H10V244H8V246H9ZM38 245H39V243H38ZM49 245H48V248L50 247ZM101 245H102V244H101ZM125 245H126V244H125ZM213 245H216V243H214ZM12 246L14 247V244H13ZM12 246H11V247H12ZM15 246H16V245H15ZM26 246H27V245H25V247H26ZM28 246H30V245H28ZM39 246H40V245H39ZM41 246H42V245H41ZM45 246H46V245H44V247H45ZM55 246H56V245H55ZM77 246H78V244H77ZM107 246H108V245H107ZM112 246H113V245H112ZM112 246H111V247H112ZM128 246H129V245H128ZM1 247H2V246H1ZM5 247H7V246L5 245ZM19 247H20V246H19ZM30 247H31V246H30ZM44 247H43V250H44ZM46 247H47V246H46ZM68 247H69V246H68ZM71 247H72V246H71ZM78 247H79V246H78ZM99 247H101L100 244H99ZM196 247H197V246H196ZM204 247H205V246H204ZM9 248H10V247H9ZM16 248H18V247H16ZM27 248H29V247H27ZM35 248H36V247H35ZM48 248H47V250H48ZM74 248H75V247H74ZM74 248H72V249H73L74 252H75V249H74ZM120 248H121V247H120ZM125 248H126V246H125ZM215 248H216V247H215ZM5 249H6V248H5ZM30 249H31V251H32V248H30ZM57 249H58V248H57ZM63 249L65 250V248H63ZM96 249H98V246H97ZM96 249H95V250H96ZM112 249H113V247H112ZM122 249H124L123 246H122ZM122 249H121V250H122ZM189 249H190V247H189ZM15 250L18 251V249H15ZM15 250H13V251H15ZM22 250H23V249L21 248V252H22ZM27 250H29V249H27ZM37 250H38V249H37ZM37 250H36V251H37ZM40 250H41V247H40ZM53 250L55 251L56 249H53ZM77 250H78V249H77ZM102 250H103V249H102ZM126 250H127V249H126ZM164 250H165V249H164ZM166 250H167V248H166ZM170 250H171V249H170ZM193 250H194V249H193ZM195 250H196V249H195ZM216 250H217V249H216ZM219 250H220V249H219ZM8 251H10V250H8ZM17 251H16V253H17ZM45 251H46V249H45ZM45 251H44V252H45ZM48 251H52V249H51V250H48ZM118 251H119V250H118ZM177 251H178V250H177ZM209 251H210V250H209ZM2 252H3V251H2ZM19 252H20V251H19ZM25 252H27V251L25 250ZM28 252H30V251H28ZM32 252H33V251H32ZM44 252H43V253H44ZM46 252H47V251H46ZM70 252H71V251H69V253H70ZM106 252H107V251H106ZM112 252H114V251H112ZM121 252H122V251H121ZM181 252H182V251H181ZM191 252H192V251H191ZM197 252H198V251H197ZM207 252H208V251H207ZM220 252H221V250H220ZM223 252H224V251H223ZM6 253H7V252H6ZM6 253H5L4 255H6L7 257H9L10 255L8 256V254H6ZM13 253H14V252H13ZM16 253H15V254H16ZM36 253H37V252H36ZM49 253H52V252H48V254H49ZM55 253H56V252H55ZM55 253H54V252L52 253V258H53L55 255H58L57 253H56V254H55ZM79 253H80V252H79ZM102 253H103V252H102ZM199 253H200V252H198L197 255H198ZM208 253L210 254V252H208ZM0 254H2V253L0 252ZM18 254H19V253H18ZM24 254H25V253H24ZM26 254H27V253H26ZM29 254H30V253H29ZM34 254H35V252H34ZM38 254L41 255V252L38 253ZM46 254H47V253H46ZM53 254H54V255H53ZM77 254H78V252H77ZM81 254H82V253H81ZM105 254H106V253H105ZM109 254H110V253H109ZM115 254H116V253H115ZM154 254L157 255V252H155ZM164 254H165V253H164ZM167 254H168V253H167ZM13 255H14V254H13ZM27 255H28V254H27ZM31 255H32V253H31ZM31 255H30V256H31ZM44 255H45V254H44ZM44 255H42V256H44ZM78 255H79V254H78ZM78 255H77V256H78ZM83 255H84V254H83ZM83 255H82L81 257H83ZM85 255H87V254H85ZM90 255H91V254H90ZM174 255H176V253H175ZM177 255H178V254H177ZM177 255H176V258H177ZM200 255H201V254H200ZM200 255H198V256H200ZM1 256H2V255H1ZM17 256H18V255H17ZM21 256H22V255H21ZM30 256H28V257H29L28 259H31ZM34 256H35V255H34ZM37 256H38V255H37ZM46 256H47V255H46ZM163 256H165V255H163ZM172 256H173V254H172ZM172 256H171V257H172ZM194 256H195V255H194ZM203 256H205V255H203ZM18 257H20V256H18ZM22 257H23L22 260L24 261L25 258H24V256H22ZM31 257H32V256H31ZM85 257H86V256H85ZM96 257H97V255H95V261H97V260H96V259H97ZM102 257H103V260H105V259H104V258H105L104 254H103ZM102 257H101V258H102ZM106 257H108V256H106ZM110 257H111V256H110ZM153 257H154V256H153ZM155 257H157V256H155ZM169 257H170V255H169ZM171 257H170V258H171ZM173 257H174V256H173ZM186 257H187V256H186ZM201 257H202V256H201ZM210 257H211V256H210ZM214 257H215V256H214ZM33 258H34V259H32V260H36L35 257H33ZM40 258H41V257H40ZM44 258H46V257H44ZM44 258H43V260H46V259H44ZM52 258H47V259H51V260H52ZM55 258L57 259V258H59V257L56 256ZM91 258H92V257H91ZM91 258L87 257V259H89V260H90ZM112 258H113V257H112ZM114 258H116V257H114ZM159 258H160V257H159ZM159 258H158V259H159ZM163 258H164V257H163ZM188 258H189V257H188ZM198 258H199V257H197V259H198ZM208 258H209V257H208ZM212 258H213V257H212ZM222 258H223V257H222ZM8 259H9V258H8ZM13 259H14V258H13ZM56 259H53L51 262H50V260H49V261L46 260V262H47V263L50 262L51 264H55ZM84 259H85V258H84ZM93 259H94V258H93ZM106 259H107V258H106ZM174 259H175V258H174ZM197 259H196V260H197ZM219 259H220V257H219ZM11 260H12V258H11ZM19 260H21V259H19ZM22 260H21V261H22ZM25 260H26V259H25ZM32 260H31V261H32ZM37 260H38V258H37ZM40 260H41V259H40ZM54 260H55V261H54ZM75 260L77 261V259H75ZM91 260H92V259H91ZM99 260H100V259H99ZM164 260H165V259H164ZM212 260H214V259H212ZM212 260H211V259H208V261H212ZM23 261H22V262H23ZM53 261H54V263H52ZM57 261H58V260H57ZM57 261H56V262H57ZM92 261H93V260H92ZM92 261H91V264H93ZM155 261H157V260H155ZM176 261H177V260H176ZM176 261H175V262H176ZM182 261H183V260H182ZM182 261H181V262H182ZM187 261H188V260H187ZM202 261H203V260H202ZM206 261H207V260H206ZM218 261H219V260H218ZM220 261H222V260H220ZM220 261H219V262H220ZM4 262H6V261H4ZM27 262H29V261H27ZM78 262H79V263H82V262H80V261H78ZM87 262H88V261L86 260V263H87ZM93 262H94V261H93ZM99 262H100V261H99ZM108 262H109V259H108ZM150 262H151V261H150ZM152 262H153V260H152ZM152 262H151V263H152ZM158 262H159V260H158ZM172 262H173V261H172ZM175 262H173V264H174ZM198 262H199V261H198ZM203 262H205V260H204ZM24 263H26V261H24ZM32 263H33V262H32ZM34 263H35V262H34ZM39 263H40V262H39ZM42 263H44V262H42ZM42 263H41V264H42ZM50 263H49V264H50ZM65 263H66V262H65ZM83 263H84V262H83ZM89 263H90V262H89ZM94 263H95V262H94ZM151 263H150V264H151ZM160 263H162V262H161V259H160ZM169 263H170V261H169ZM182 263H184V262H182ZM186 263H187V262H186ZM196 263H197V262H196ZM214 263H216V262H214ZM0 264H1V263H0ZM6 264H7V263H6ZM19 264H21V263L19 262ZM29 264H30V263H29ZM44 264H46V263H44ZM67 264H68V263H67ZM96 264H98V262H97ZM100 264H101V263H100ZM105 264H107V263H105ZM153 264H154V262H153ZM175 264H176V263H175ZM203 264H204V263H203ZM205 264H207V263L205 262Z\"/></svg>",
  "mask_w": 264,
  "mask_h": 264
}]
</instances>
